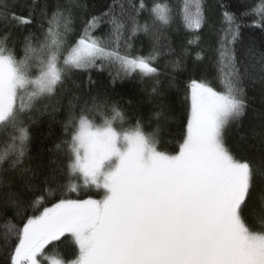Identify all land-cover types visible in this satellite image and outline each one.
Here are the masks:
<instances>
[{
  "label": "snow or ice",
  "instance_id": "6c2138e0",
  "mask_svg": "<svg viewBox=\"0 0 264 264\" xmlns=\"http://www.w3.org/2000/svg\"><path fill=\"white\" fill-rule=\"evenodd\" d=\"M233 8L181 0L187 45L198 48L192 71L207 61L214 72L184 84L187 122L168 152L161 77L179 92L173 73L190 54L182 47L158 66L175 55L168 3L106 0L93 13L83 0H0V215L10 209L19 221L0 236L7 264H264V112L228 143L249 108L246 86L264 95V42L258 50L243 31L247 17L264 30V0ZM141 35L147 55L135 50ZM104 71L113 85L140 81L155 102L147 123L92 95V73ZM62 108L63 137L46 161L33 157L31 125ZM81 189L99 198H72ZM54 242L70 256L46 251Z\"/></svg>",
  "mask_w": 264,
  "mask_h": 264
},
{
  "label": "trees",
  "instance_id": "16d2710c",
  "mask_svg": "<svg viewBox=\"0 0 264 264\" xmlns=\"http://www.w3.org/2000/svg\"><path fill=\"white\" fill-rule=\"evenodd\" d=\"M23 2V0H21ZM147 3L151 4L152 0H146ZM160 2L168 3L175 16V22L171 25L169 29L166 30V34L171 40V47L175 49V55L167 56L163 55L158 60V66L161 71H164V66L167 63H171L175 59L176 55L180 54L182 47L187 46L189 48L190 54L187 56L185 64L186 70L183 72L173 73L176 76L177 81L180 82V91L177 92L176 88L168 89V82L165 77H161L164 81L163 87L166 90L165 104L169 106V113L173 119L169 122L167 129L162 137V142L159 148L168 152H174L178 150V144L181 140V133L184 131L188 106L184 100L183 87L184 84L189 80V78L199 79L202 74L207 75L211 78L214 69L211 67L207 61L204 64L199 65L197 71L193 72L194 63H196V52L198 48L196 44L187 45V40L190 34L183 29L180 23V9L181 0H160ZM210 8L215 9L219 0H207ZM226 3H232L234 5L233 10H235L236 0H225ZM83 3L88 5L89 11L96 13L100 10L106 0H83ZM247 5H253L258 3V0H244ZM20 12V9H16ZM26 14V10H25ZM248 27L244 28V36L246 40H254L256 47L259 50L261 43L264 42V30L254 27V19L252 17H247L245 20ZM14 35L17 33L14 31ZM206 38V37H205ZM150 42L148 38L140 36L135 41V50L139 51L142 55H147L150 49ZM17 55L20 56V50L17 49ZM167 71L171 73V69L168 68ZM86 81L87 77H83ZM92 79L97 81V84L93 85L92 95L96 94L99 90L101 93L106 94L109 98L115 101H119L122 106H124L129 115L135 117L137 115L142 116L145 123H147L149 114L155 109V102L149 103L146 94L143 91V85L137 78L128 79L124 81H117L115 85L112 84L111 79L107 71L104 72H93ZM214 86H215V82ZM249 108L246 111V115L242 121V127L233 125L228 132V143L230 145H235L237 138L242 133H246L253 125L259 124L258 114L264 112V95L260 90V85H256L255 88L252 86H246ZM131 101L130 105L127 101ZM64 105H67V100L64 101ZM65 118L64 108L60 112L55 114V119L53 120L48 114L38 115L36 123L31 125L32 133V152L33 157L39 156L45 161L50 157L51 153L48 149L52 148L54 143L58 142L64 135L63 130V120ZM134 122V121H133ZM2 139V138H0ZM239 155V153H238ZM74 199H87V198H99L97 190L95 189H81L78 194H72ZM257 222L258 219H257ZM11 224H18L19 221L15 219L12 211L9 209L6 214L0 215V236L6 231V226ZM66 238H62L64 241ZM58 245L57 249H54L52 245L49 246L46 251L50 254L55 255L57 252L62 253L65 258L69 257L71 254V248L67 243L54 242ZM7 252L0 249V264H7Z\"/></svg>",
  "mask_w": 264,
  "mask_h": 264
}]
</instances>
